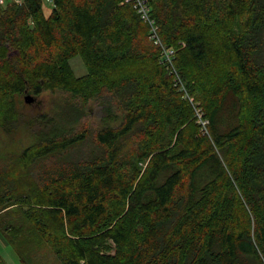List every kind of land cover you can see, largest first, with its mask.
<instances>
[{
    "label": "trees",
    "instance_id": "1",
    "mask_svg": "<svg viewBox=\"0 0 264 264\" xmlns=\"http://www.w3.org/2000/svg\"><path fill=\"white\" fill-rule=\"evenodd\" d=\"M45 1L0 6V128L35 137L0 162L21 261L264 264V0H150L172 65L132 3Z\"/></svg>",
    "mask_w": 264,
    "mask_h": 264
},
{
    "label": "rangeland",
    "instance_id": "2",
    "mask_svg": "<svg viewBox=\"0 0 264 264\" xmlns=\"http://www.w3.org/2000/svg\"><path fill=\"white\" fill-rule=\"evenodd\" d=\"M51 10L52 7L45 1V13L49 15ZM71 66L75 74L79 77L85 75L87 72L80 57L72 59ZM25 97L26 95L22 98L24 105H20V110L23 115L21 120L25 118L27 120L37 116L39 113L46 112L51 104L49 95L35 98L32 104H26ZM92 123L90 122L89 125H92ZM34 141L35 137L21 121L10 132H5L0 128V162L2 161V164L10 162L14 157L10 155L20 154ZM9 234L10 231H6L4 225H0V264H24L16 250L8 243L6 238ZM23 249V258L28 264H62L53 254L52 250L41 240L37 242L32 241L30 244L26 242L23 245Z\"/></svg>",
    "mask_w": 264,
    "mask_h": 264
},
{
    "label": "built area",
    "instance_id": "3",
    "mask_svg": "<svg viewBox=\"0 0 264 264\" xmlns=\"http://www.w3.org/2000/svg\"><path fill=\"white\" fill-rule=\"evenodd\" d=\"M46 1L47 3L52 4V0ZM23 2L24 0H0V6H6L10 3H14L20 6L23 4ZM126 2L132 3L142 21L150 26V39L154 42L155 45L162 48L164 63L172 65L173 57L175 55L174 50L171 48L164 47L162 41L158 36V28L151 14L150 0H126ZM197 116L199 118L200 124L205 130L208 125V121L204 120L203 113L201 112V110L197 111Z\"/></svg>",
    "mask_w": 264,
    "mask_h": 264
},
{
    "label": "water",
    "instance_id": "4",
    "mask_svg": "<svg viewBox=\"0 0 264 264\" xmlns=\"http://www.w3.org/2000/svg\"><path fill=\"white\" fill-rule=\"evenodd\" d=\"M34 100H35V97H33L32 95L26 94V97H25L26 104H32Z\"/></svg>",
    "mask_w": 264,
    "mask_h": 264
}]
</instances>
